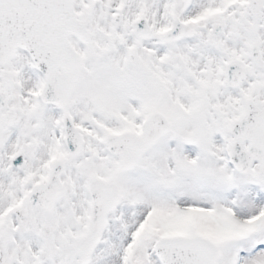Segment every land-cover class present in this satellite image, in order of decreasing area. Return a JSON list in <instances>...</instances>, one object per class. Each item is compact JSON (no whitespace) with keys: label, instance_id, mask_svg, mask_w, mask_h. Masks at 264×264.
Here are the masks:
<instances>
[{"label":"snow or ice","instance_id":"6c2138e0","mask_svg":"<svg viewBox=\"0 0 264 264\" xmlns=\"http://www.w3.org/2000/svg\"><path fill=\"white\" fill-rule=\"evenodd\" d=\"M0 264H264V0H0Z\"/></svg>","mask_w":264,"mask_h":264}]
</instances>
